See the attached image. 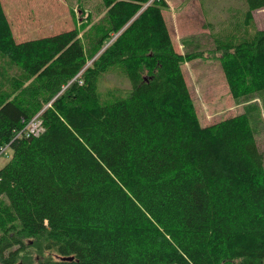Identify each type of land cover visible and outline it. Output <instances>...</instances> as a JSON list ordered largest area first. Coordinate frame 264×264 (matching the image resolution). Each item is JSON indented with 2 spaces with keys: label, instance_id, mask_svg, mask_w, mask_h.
I'll return each instance as SVG.
<instances>
[{
  "label": "trees",
  "instance_id": "16d2710c",
  "mask_svg": "<svg viewBox=\"0 0 264 264\" xmlns=\"http://www.w3.org/2000/svg\"><path fill=\"white\" fill-rule=\"evenodd\" d=\"M102 1L87 47L80 28L18 43L0 0V58L23 71L0 87V264H264L249 118L199 123L182 70L198 55L176 49L166 0ZM244 1L248 25L264 0ZM216 45L234 99L264 92V30ZM111 73L132 88L103 101Z\"/></svg>",
  "mask_w": 264,
  "mask_h": 264
},
{
  "label": "rangeland",
  "instance_id": "374dc122",
  "mask_svg": "<svg viewBox=\"0 0 264 264\" xmlns=\"http://www.w3.org/2000/svg\"><path fill=\"white\" fill-rule=\"evenodd\" d=\"M166 1L169 7L163 13L176 49L183 54L198 55L183 63L182 70L199 123L207 126L245 114L264 153V92L234 99L222 68L221 54L216 49L217 40L224 41L230 36L250 38L257 30H264V9L255 12L254 20L246 25L244 0ZM2 4L18 43L80 28L88 47L85 38L91 36L86 31L106 13L102 0H2ZM22 75L19 65L15 67L7 58H0V87ZM131 88L130 80L117 73L105 75L98 81V93L103 101H110V92L126 96ZM35 127V134L44 129L42 122H31L25 130L29 132ZM11 154L8 149L0 155V166L9 161Z\"/></svg>",
  "mask_w": 264,
  "mask_h": 264
},
{
  "label": "built area",
  "instance_id": "2783aa9c",
  "mask_svg": "<svg viewBox=\"0 0 264 264\" xmlns=\"http://www.w3.org/2000/svg\"><path fill=\"white\" fill-rule=\"evenodd\" d=\"M33 122H35V121H33ZM36 132V127L34 128V129H30V131H29V133H35Z\"/></svg>",
  "mask_w": 264,
  "mask_h": 264
}]
</instances>
